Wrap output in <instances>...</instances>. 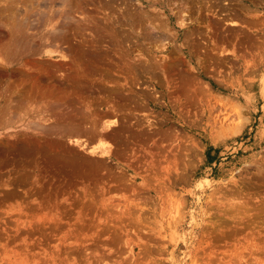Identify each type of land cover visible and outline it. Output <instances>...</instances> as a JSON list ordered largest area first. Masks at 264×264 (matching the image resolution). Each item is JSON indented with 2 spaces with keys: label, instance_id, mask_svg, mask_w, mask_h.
I'll use <instances>...</instances> for the list:
<instances>
[{
  "label": "rangeland",
  "instance_id": "1",
  "mask_svg": "<svg viewBox=\"0 0 264 264\" xmlns=\"http://www.w3.org/2000/svg\"><path fill=\"white\" fill-rule=\"evenodd\" d=\"M0 264H264V0H0Z\"/></svg>",
  "mask_w": 264,
  "mask_h": 264
},
{
  "label": "bare ground",
  "instance_id": "2",
  "mask_svg": "<svg viewBox=\"0 0 264 264\" xmlns=\"http://www.w3.org/2000/svg\"><path fill=\"white\" fill-rule=\"evenodd\" d=\"M19 11H20V9L14 11L13 15L11 16V18H12L13 20L15 19V15L17 16V14H19ZM20 14H21V13H20ZM34 15H35V14H34ZM31 17H33V16H32V15H30V16H29V15H27V16L25 15L24 18H22L21 20H19V22H16V23H15V25H16V31H13V32H14V35H12V37H11V44H10V47H11V48H10V49H5V50L3 49L5 52H6V50H7V51H10L12 48H14V50H15V49H16V46H17V47L19 46L20 48L25 47V49H26L27 47L31 46V44L33 43L32 41H34L35 39H37L38 35H39V40H40V41H43L44 38H47V39L49 38V40H51V39L53 40V38H55V36H54V35H53V37L51 36V32L48 30L49 28H47L48 31L45 32V33H43V32L40 33V31H41L40 29L43 28L44 26H46L47 24L52 23L53 21H55L56 24L59 23V24L57 25V27H60V25H63V24L65 23L64 21L68 18V15L65 14V13H63V15H62L61 13H60V14H59V13H49V14L46 15L44 18H43L42 16H41V17L39 16L38 18L35 17L34 20L32 19L33 22L35 21V26L32 27V28H33V29H36L39 33H38V34H34V35L32 34V35L29 36V35L25 34L23 30H25V28H26L28 25H31V24H29L30 22H32V21H29V19H31ZM16 19H17V18H16ZM149 20H150V18H149ZM15 21H16V20H14V22H15ZM33 22H32V23H33ZM55 22H54V25H55ZM17 23H19V24L17 25ZM178 23H179V22H178ZM52 24H53V23H52ZM21 26H22L23 28H22V29H19ZM32 26H33V24H32ZM49 26H50V25H49ZM111 26H112V25H111ZM46 27H48V26H46ZM57 27H54L55 30H56ZM161 27H162V25H161ZM52 28H53V27H52ZM52 28H50V29H52ZM164 28H165V27H164ZM18 29H19V30H18ZM28 29H30V28H28ZM58 29H59V28H58ZM114 29H115V28H114ZM39 30H40V31H39ZM43 30L45 31L44 28H43ZM166 30H167V29H166ZM12 34H13V33H12ZM56 34H58V33H56ZM194 34H195V33H194ZM57 37H58V36H57ZM186 38H188V35L186 36ZM25 39H29V40H26V42H25ZM44 43H45V42H44ZM24 45H25V46H24ZM28 45H29V46H28ZM35 45H39V44L36 43ZM44 45H45V44H44ZM19 47H18V48H19ZM81 47H82V45H81ZM18 48H17V49H18ZM30 48H31V47H30ZM83 48H84V47H83ZM92 48H93V46H92ZM95 48H96V47H95ZM23 49H24V48H23ZM23 49H21V50H19V51L21 52V51H23ZM78 49H79V48H78ZM88 49H89V48H88ZM1 50H2V49H1ZM3 50H2V51H3ZM72 50H73V52L75 51L73 48H72ZM89 50H90V49H89ZM12 51H13V50H12ZM15 51H18V50H15ZM19 51H18V52H19ZM24 51H25V50H24ZM24 51H23V52H24ZM82 51H84V49H83ZM85 51H87V50L85 49ZM85 51H84V52H85ZM93 51H94V50H93ZM93 51H91L93 54L96 53V52H93ZM97 51H98V50H97ZM10 52H11V51H10ZM20 52H19V53H20ZM87 52H88V51H87ZM87 52H86V53H87ZM91 52H90V54H92ZM11 53H12V52H11ZM75 53H76V51H75ZM86 53H85V54H86ZM11 55L14 56V54H11ZM78 55H79V54H78ZM88 55H89V54H88ZM75 56H76V55H75ZM79 56H80V55H79ZM79 56H77V58H78ZM91 56H92V55H91ZM85 57H87V56H85ZM75 58H76V57H75ZM77 58L75 59V60H76V63H77V62H78V63L80 62V63H79V65H80V64H81V61H77ZM81 58H83V57H81ZM79 59H80V57H79ZM75 60H73L74 63H75ZM82 60H83V59H82ZM73 61H72V63H73ZM74 63H73V65H74ZM76 63H75V65L78 64V63H77V64H76ZM81 65H82V64H81ZM81 67H82V66H81ZM81 67H80V66L77 67L78 70H77V69H76V70H77L78 72L81 71V70H82ZM149 67H150V66H149ZM82 68H83V67H82ZM137 68H138V67H137ZM80 69H81V70H80ZM149 70H150V69H149ZM138 72H139V71H138ZM148 75H149V74H148ZM83 78H84V77H83ZM184 78H185V77H184ZM82 81H83V80H82ZM184 81H185V80H184ZM82 86H83V85H82ZM16 96H18V98H20V95H19V94H17ZM22 97H24V96H22ZM29 97H30V96H29ZM18 98L15 99L16 102H17V100H20V99H21V98H20V99H18ZM24 98H25V97H24ZM61 98H62V97H61ZM25 99H26V98H25ZM145 99H146V98H145ZM64 100H65V99H64ZM71 100H72V99H71ZM71 100H70V101H71ZM28 101H29V100H28ZM73 101H74V100H73ZM22 102H23V101L20 100V102L17 103V104H19V105L22 104V105H23ZM26 102H27V101H26ZM62 102H63V101H62ZM62 102H61V103H62ZM24 103H25V102H24ZM57 103H58V105H59V101H58ZM61 103H60V105H61ZM63 103H64V102H63ZM70 103H71V102H70ZM70 103L68 104L69 106H70ZM60 105H59L60 108L58 107V108H59L58 110H60V113L57 115V117L59 116V118H57V122H56V120H55L56 124H63V125H64V122L61 123V120L58 121V119H62L63 121H67V123H68V122L71 123V126H72V124H73L72 128L70 127V125H69L68 127H67V125H66V126L58 125L60 129H61L62 127H67V128H65V129H67V131H65V132H63V131L61 132V131H60L61 133H59V134L63 136V138H62V136H61L60 139H64V137H65V136H64V133H69V130H70V129H71V130H70V133H73L72 135L75 134L76 138H77V135H82V131L85 133V130H86L85 128H87L88 126L85 125L84 129H83L82 131L80 130L81 126H83V125H82V124H83V123H82V120H83L84 118H82V119H78V116H79V115L77 114V115H78V116H77V115L75 114V113H78V109H76L77 111H74L75 109H72V110L74 111V114H73V113H72L73 111L71 112V109H70L68 106H66V107H68V109H66V110L63 109L64 111H66V113L64 112V113L61 114V111L63 112V110H61L62 105H61V106H60ZM63 106H65V104H63ZM78 106H79V105H78ZM17 107H18V105H17ZM21 107H22V106H21ZM23 107H24V106H23ZM71 107H72V105H71ZM64 108H65V107H64ZM72 108H76V106H73ZM77 108H78V107H77ZM81 108H82V107H81ZM86 108H87V107H86ZM87 109H88V108H87ZM80 110H81V109H79V112H80ZM84 110H85V109H84ZM84 110H82V111H84ZM70 113H72V114H70ZM81 113H82V112H81ZM83 113H85V111H84ZM63 114L68 115V116L65 115V116L67 117L66 119H65V117L62 118V116H64ZM87 114H89V113H87ZM70 115L73 117L72 120H69V119H71V118H70V117H71ZM90 116H92V115H90ZM81 117H82V116H81ZM84 117H85V116H84ZM55 118H56V117H55ZM88 118H89V117H88ZM95 118H96V117L93 116L94 121H95ZM77 119H78V120H77ZM85 119H86V122L90 121V120H89L90 118L87 119V116L85 117ZM93 119H92V120H93ZM87 120H88V121H87ZM99 120H100V119L98 118V124H99ZM77 121H80V122H81V123H80L81 125H78L79 122H77ZM94 121H92V124H93V125H91V126H93V127H94V126L96 125V123H97L96 121H95V122H94ZM55 122H54V123H55ZM83 122H85V121L83 120ZM93 122H94V123H93ZM69 123H68V124H69ZM77 123H78V124H77ZM85 124H87V123H85ZM54 125H55V124H54ZM88 125H89V124H88ZM58 126H57V128H58ZM61 126H62V127H61ZM79 126H80V127H79ZM91 126L88 127L87 129L90 130V128H92ZM97 126H99V125H97ZM95 127H96V126H95ZM95 127H94V129H96ZM100 127H101V126H100ZM59 128H58V129H59ZM69 128H70V129H69ZM62 130H63V129H62ZM86 131H88V130H86ZM92 131H93V130H92ZM101 131H103V129H102ZM112 131H113V130H112ZM56 132H57V131H56ZM58 132H59V131H58ZM58 132L56 133L57 135H59ZM84 133H83V134H84ZM86 135H87V134H85V136H86ZM66 136H70V135H69V134H66ZM75 136H74V137H75ZM105 136H106V135H105ZM107 136H108V135H107ZM74 137H73V138H74ZM111 137H112V136H111ZM111 137H109V138H111ZM115 137H116V136H115ZM115 137H114V138H115ZM118 137H119V136H118ZM70 138H71V137H68V139H70ZM76 138H75V139H76ZM106 138H107V137H106ZM66 139H67V137H65V140H66ZM116 139H120V138H116ZM77 140H78V139H77ZM71 141H75V140L72 139ZM100 141H101V140H100ZM60 142H61V141H60ZM77 142H78V141H77ZM83 142H84V141H83ZM69 143H70V142H69ZM69 143H68V144H69ZM74 143H76V142H74ZM100 143H101V144H100ZM100 143H99V145L101 146V145H102V142H100ZM59 144L61 145V143H59ZM78 144H79V143H77V145H78ZM80 144H81V143H80ZM84 144H88V142H87V143H84ZM82 145H83V143H82ZM82 145H81V146H82ZM99 145L97 146L98 148H99ZM78 146H79V145H78ZM87 146H88V145H87ZM63 147H64V146H63ZM65 147H66V146H65ZM88 147H89V146H88ZM102 147H103V146H102ZM102 147H100V148H102ZM47 148H48V147H47ZM67 148H68V147H67ZM69 148H70V144H69ZM82 148H83V146H82ZM85 148H86V145H85V147H84L83 149H85ZM100 148H99V149H100ZM71 149H72V148H71ZM86 149H87V148H86ZM99 149H96V151L99 150ZM74 150H75V149H73V151H74ZM102 150H103V148H102ZM68 151H69V150H68ZM68 151H66V153H67ZM77 151H78V150H77ZM77 151H75V152H77ZM104 151H105V153H106V150H104ZM71 152H72V151H71ZM71 152H70V155H69L70 157H71V154H74V153H75V152H74V153H73V152L71 153ZM100 152H101V151H100ZM102 152H103V151H102ZM109 152H110V151H109ZM55 153H57V152H55ZM55 153H54V154H55ZM59 153H61L62 156H63L64 154H66V153L63 154L61 151H60ZM59 153H57V154L59 155ZM103 153H104V152H103ZM54 154L52 155L53 157H51V158H52L51 160H52V161H55V162L57 163V165L60 164V163H61V165H62V162H61L59 159H57V158H58V155H56L55 158H54ZM61 154H60V155H61ZM67 154H69V153H67ZM67 154H66V156H68ZM64 156H65V155H64ZM69 156H68V157H69ZM72 156H73V157H72L73 159L76 157V158L74 159V162L76 163L75 160L77 159V156H74V155H72ZM80 157H81V156H80ZM80 157H79V158H80ZM53 158H54L55 160H53ZM72 158H71V159H72ZM79 158H78V159H79ZM58 160L60 161V163H58V162H59ZM57 161H58V162H57ZM66 162H67V161H65V163H66ZM71 162H72V161H71ZM71 162H68V163H66V164L69 165V164H71ZM79 162H80V161H78L77 164H80V163L83 164V163H85V162H80V163H79ZM72 165H73V164H72ZM72 165L70 166L69 170L71 169ZM58 166H59V165H58ZM82 166H83V165H82ZM85 166H87V165L85 164ZM68 167H69V166H68ZM74 167H76V166L74 165ZM59 169H61V166H59ZM62 169H63V168H62ZM83 169H84V168H83ZM81 170H82V169H81ZM64 172H65V171H64ZM68 172H71V170L68 171ZM66 173H67V171H66ZM65 175H66V174H65Z\"/></svg>",
  "mask_w": 264,
  "mask_h": 264
}]
</instances>
